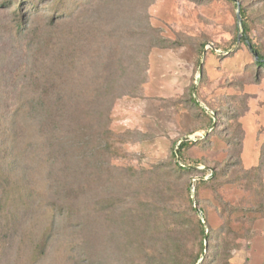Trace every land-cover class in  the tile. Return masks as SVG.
Masks as SVG:
<instances>
[{
  "label": "rangeland",
  "instance_id": "1",
  "mask_svg": "<svg viewBox=\"0 0 264 264\" xmlns=\"http://www.w3.org/2000/svg\"><path fill=\"white\" fill-rule=\"evenodd\" d=\"M29 1L21 31L12 33L20 1L0 0V264H134L136 258L119 225L92 211L100 197L84 189L91 158L82 160L70 135H58L56 124L43 127V118L30 112L41 107L44 93V107L102 111L113 133L111 165L148 171L143 184L113 187L120 198L144 192L152 205V199L162 202L157 191L169 187L180 204L189 206L190 198L211 236L200 260L209 264L224 214L255 203L246 181L222 185L221 201L210 186L200 187L197 196L194 187L215 170L232 182L236 175L225 174L238 152L245 168L259 164L264 70L234 39L243 33L244 10L249 36L264 54V0ZM60 92L66 94L63 103ZM18 128L23 136L12 140ZM185 138L193 143L183 151L191 173L152 175L156 165H174ZM61 187L74 191L67 196ZM240 219L233 217L236 231H242ZM45 229L51 240L36 260ZM248 237L237 241L241 248L231 252V264H264V218ZM186 239L190 254H199L198 228L191 226Z\"/></svg>",
  "mask_w": 264,
  "mask_h": 264
},
{
  "label": "trees",
  "instance_id": "2",
  "mask_svg": "<svg viewBox=\"0 0 264 264\" xmlns=\"http://www.w3.org/2000/svg\"><path fill=\"white\" fill-rule=\"evenodd\" d=\"M4 1L5 3L3 5H8V3L14 4L11 3L12 0ZM19 1L15 14H13L16 20L9 24L10 32L12 33L21 31L24 19L22 10H25L28 4L31 3L29 0ZM58 4H62V1L59 0ZM240 13H242V21L240 24L243 27V33L240 38L236 37L234 42L242 41L245 43L248 49L254 54L256 66L264 70V54L255 46L249 36L251 25L246 20L245 11L242 10ZM205 47L206 45L203 44L201 47L202 53ZM61 62L66 68V60L62 59ZM57 95L58 100L63 103L66 94L60 92ZM47 100V93L42 94L39 97L41 107L39 109H30V112L32 114L38 113L39 118H43L44 123L42 125H45L43 127L49 128L51 127L50 124H56L58 135H70L72 146L73 144L77 146L82 153V160L87 156L91 158L93 162L91 166L92 172L88 177L84 189L95 194L96 197H100L92 205V211L96 214V217L104 219L111 218L112 222L119 225V233L128 240L129 248L136 253V258L132 262L134 264H208L205 259L201 262L200 260L207 249L204 242L207 241L208 247V241L211 236L206 235L205 224L196 217L197 210L192 207L190 198L188 199L189 206L180 204L176 201V197H174L173 187L157 191L158 196L162 198V202L152 199V205L151 201L149 199L147 200V196H144V192L141 194L133 192V196L124 195L120 198L121 193L115 194L112 191L113 187L120 186L124 188L129 184L134 186V182L136 181L143 184V176L148 174V171L144 173L136 170L122 171L111 165V142L113 133L108 127V116L102 111H90L87 106L78 109H64V107H59L54 110L50 107L43 106ZM191 102L197 105L195 98H191ZM20 113V111L15 112L16 116ZM209 119L212 124V118L209 117ZM22 133L24 131H21L19 128L15 130L12 140L16 139L18 141L21 139L23 136ZM192 144V141L189 140L181 141L177 148L178 155L176 152L173 154V158L175 159L174 165L169 169L164 168L162 165H156L152 169V175L166 172L165 174L168 177L177 176L180 178L183 174L191 173L192 168L183 161V151L192 146ZM238 146L240 147L241 143ZM177 156L180 157V161L178 162ZM229 165L231 167L227 168L226 171L228 173L225 176L235 174L236 176L232 182H223V170H215L211 173L210 179H200L195 182V195H198L200 187L210 186L220 200L221 197L218 190L222 185L246 181V188L253 192L255 203L254 207L251 208L240 206L235 208L231 207L228 214H224L225 221L218 231L219 241L214 247V254L211 256L209 264H231V252L241 248V245L237 241L240 239L249 240L248 235L256 220L258 218H264V150L261 151L259 164L255 167L245 168L239 152L237 157H234V162ZM100 190H104L105 192H100ZM191 190V187L187 188L188 195L191 194ZM59 191L67 194V196H71L74 189L61 187ZM80 193V191L77 192V194ZM118 206H121L120 213L117 211ZM201 212L204 213V210L201 209ZM236 214L241 215V219L238 222L242 224V231H236L232 228L234 222L233 217ZM251 214L255 216L249 217ZM204 221L207 224L205 213ZM191 226L197 227L199 231L200 251L197 255L190 254L186 244V234ZM50 240V231H46L45 229L42 238L37 242V247L34 252V258L36 260H39L45 255Z\"/></svg>",
  "mask_w": 264,
  "mask_h": 264
},
{
  "label": "water",
  "instance_id": "3",
  "mask_svg": "<svg viewBox=\"0 0 264 264\" xmlns=\"http://www.w3.org/2000/svg\"><path fill=\"white\" fill-rule=\"evenodd\" d=\"M234 2H236V3H238L237 2V0H233ZM240 6H239V4H238V11H240ZM202 68H203V62H201V64H200V69L202 70ZM190 138H185V139H183L184 141H188ZM176 154L178 155V149H176ZM198 210V209H197ZM205 247L207 248V241L205 242Z\"/></svg>",
  "mask_w": 264,
  "mask_h": 264
}]
</instances>
